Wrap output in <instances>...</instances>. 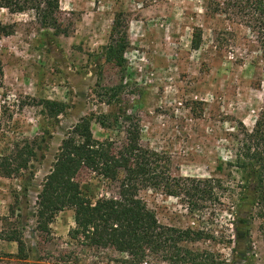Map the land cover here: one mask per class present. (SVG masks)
Returning <instances> with one entry per match:
<instances>
[{"label": "rangeland", "instance_id": "374dc122", "mask_svg": "<svg viewBox=\"0 0 264 264\" xmlns=\"http://www.w3.org/2000/svg\"><path fill=\"white\" fill-rule=\"evenodd\" d=\"M221 2L58 0L57 12L48 16L66 29L67 34L59 36L43 29L33 12L11 14L0 9V23L14 30L0 38V154H8L12 143L21 138L45 132V149L32 163L25 196L19 178L0 177V264H116L120 258L114 251L86 248L71 240V210L58 212L44 228L34 217L36 196L60 142L82 118L93 120L125 106L138 122L139 144L167 156L173 176L218 177L217 162L233 158L227 134L238 124L250 130L261 104V93L255 89L261 78L257 45L243 26L225 14L213 13ZM117 14L126 25L124 64L120 70L103 68L101 83L120 84L126 103L105 105L93 95L97 68L92 56L107 44ZM197 30L200 42L193 50ZM44 100L63 103V113L55 119L44 118L37 106ZM90 129L99 141H120L124 136L121 129L105 131L93 121ZM234 172L237 184L240 174ZM77 182L81 192L93 199L110 194L88 175H81ZM138 198L161 226L215 232L214 242L187 243L188 249L217 253L226 264H244L250 247L253 256L248 264H264V241L256 222L251 225L249 243L241 231L232 243H226L230 227L225 199L220 206L203 210L204 215L214 214L207 220L200 212L190 214L178 199L159 190L142 189ZM247 211L244 204L240 219ZM11 235L22 241L24 260L17 259L16 242L6 239Z\"/></svg>", "mask_w": 264, "mask_h": 264}, {"label": "trees", "instance_id": "16d2710c", "mask_svg": "<svg viewBox=\"0 0 264 264\" xmlns=\"http://www.w3.org/2000/svg\"><path fill=\"white\" fill-rule=\"evenodd\" d=\"M0 9L11 14L33 12L39 25L53 31V36L67 34L55 18L48 16L57 12L58 0H0ZM213 13L225 14L235 24L243 26L252 36L260 55L261 78L255 89L261 93V104L250 130L238 124L227 134L232 145V160L217 162L214 172L218 177L173 176L167 156L139 144L138 122L125 106L120 105L111 114L96 115L93 120L82 118L61 140L51 169L36 196L34 217L39 228L46 227L58 212L67 209L73 213V227L68 231V237L86 248L118 253L120 258L116 264H153L156 261L226 264L217 253L185 247L187 243L214 242L215 232L161 226L154 213L138 198L140 190L150 188L178 199L190 214L200 212L207 220L214 214L204 215L203 210L220 206L225 199L230 211L226 218L230 237L226 243H232L239 231L243 240L249 243L254 222L264 241V0H222L216 4ZM13 33L11 25L0 23V38ZM199 42L197 30L191 41L193 50L198 49ZM127 45L125 21L117 14L113 17L107 44L99 54L92 56L97 68L93 95L99 103H126L120 96V84L103 85L101 77L103 68L122 69ZM1 80L0 66V85ZM37 106L47 119L57 118L65 109L63 103L49 100L41 101ZM91 121L105 131L121 129L123 139L96 140L91 133ZM44 134L32 139L21 138V142L12 143L8 154H0V177L19 178L23 196L33 175L32 163L45 149ZM232 171L240 174L237 184ZM81 175H88L89 180L105 185L110 194L96 199L86 196L77 182ZM244 204L248 205V211L240 219ZM6 239L16 242L17 259L24 260L20 238L11 235ZM248 249L244 264H248L253 256L250 247Z\"/></svg>", "mask_w": 264, "mask_h": 264}]
</instances>
